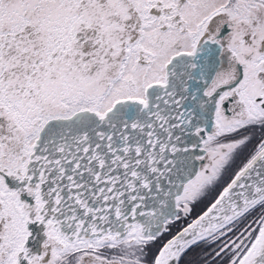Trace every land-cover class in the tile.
Segmentation results:
<instances>
[{
  "label": "snow or ice",
  "instance_id": "obj_1",
  "mask_svg": "<svg viewBox=\"0 0 264 264\" xmlns=\"http://www.w3.org/2000/svg\"><path fill=\"white\" fill-rule=\"evenodd\" d=\"M0 264H264V0H0Z\"/></svg>",
  "mask_w": 264,
  "mask_h": 264
}]
</instances>
